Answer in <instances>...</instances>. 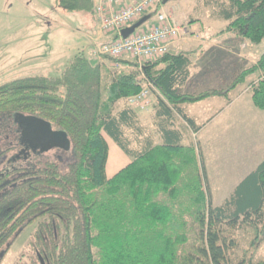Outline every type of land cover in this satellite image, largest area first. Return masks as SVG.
Wrapping results in <instances>:
<instances>
[{"label": "trees", "instance_id": "obj_1", "mask_svg": "<svg viewBox=\"0 0 264 264\" xmlns=\"http://www.w3.org/2000/svg\"><path fill=\"white\" fill-rule=\"evenodd\" d=\"M54 1L64 12L95 21L93 0ZM222 12L229 24L220 34L233 33L264 45V0H230ZM188 56L167 54L142 67L162 109L161 146H154L147 135L131 149L124 129L137 126L135 114L129 107L113 114L117 102L141 91L135 71L112 75L79 53L58 77H26L0 86L1 140L13 116L21 114L48 122L70 142L56 160L37 159L10 169L2 165L14 147L6 141L0 148V253L6 254L23 229L41 220L33 234L37 249L30 264H233V228L240 220L253 228L257 222L264 224V161L223 206L213 207L202 157L196 146L182 145L183 136L170 120L175 110L197 133L200 127L179 106L226 97L252 75L257 80L251 85V100L264 111V50L226 90L194 95L180 91L190 74ZM160 64L164 67L156 70ZM104 133L131 158L111 179L105 175ZM225 224L230 227L228 236L222 229Z\"/></svg>", "mask_w": 264, "mask_h": 264}, {"label": "rangeland", "instance_id": "obj_2", "mask_svg": "<svg viewBox=\"0 0 264 264\" xmlns=\"http://www.w3.org/2000/svg\"><path fill=\"white\" fill-rule=\"evenodd\" d=\"M229 4L230 0H173L167 7L171 8L183 27L196 24L201 29V25L205 24L209 25L210 34H220L219 32L229 24L222 17V11L228 9ZM91 23L87 15L64 12L57 7L54 0H0V86L26 77H58L64 69L63 66L85 45L84 34L91 27ZM149 24L151 21H147L141 27H148ZM185 33L187 28L181 36ZM230 41L233 50L223 54L222 63L227 70L234 67L239 68L236 70L238 72L251 67L264 50V45L256 46L244 39L232 38ZM101 58L112 60L104 56ZM111 66L112 75L131 71L122 70L116 65ZM256 80V75L250 76L237 90L243 92L240 97L241 110H244L242 119L217 121L213 124L212 130L205 127L198 138L190 131L184 143L196 146L199 157H202L206 174L204 186L209 192L213 207L223 206L230 199L236 186L253 166L254 158H251L252 152L255 151V147L251 146L255 137L253 134L260 136L264 133L262 116L264 112L255 108L251 101V85ZM124 107L128 106L125 104ZM136 125L134 129L124 131L131 149L137 148L147 135L152 138L153 144L158 142L157 130L152 120L145 123L142 128H139L137 121ZM20 135V130L13 121L8 132L2 136V140L0 138V148H5L6 141L9 146L14 147L7 153V161L3 163L2 168L10 169L33 164L37 159L56 160L61 154L60 151H63L57 148L50 149L35 158L32 153L27 155L21 151ZM103 136L111 146L114 145L105 133ZM162 198L166 199L165 196ZM39 221L41 220L20 232L8 252L2 256L0 264H30L31 257L37 249L33 234ZM229 228L228 224L223 226L225 236L230 233ZM233 229L235 245L230 250L233 264L242 260H251L253 264L264 263L262 221L257 222V228H253L241 223L240 220ZM189 238L193 244L195 242L193 232L189 233ZM93 251L96 257L97 249Z\"/></svg>", "mask_w": 264, "mask_h": 264}, {"label": "crops", "instance_id": "obj_3", "mask_svg": "<svg viewBox=\"0 0 264 264\" xmlns=\"http://www.w3.org/2000/svg\"><path fill=\"white\" fill-rule=\"evenodd\" d=\"M186 28L187 33L181 36L180 39L170 47L169 50V55H189L188 57L191 64L190 74L187 81L180 87L181 93L194 95L205 91L226 90L227 87L232 84L235 76L240 72V70L237 72L236 70L239 68L234 69L233 66V68H230L229 70L223 67V54L229 52V50H233V45L230 41L232 38H235L237 40H241L242 38L236 36L233 33L210 34L208 32L209 25L205 24L201 25V29L198 28L196 24H190L186 26ZM205 29L207 30L206 32ZM84 37L86 38V43L85 45H83L82 49L78 51L77 54L82 53L87 58H89L92 63L100 64L103 68H105V70L109 71L110 73L112 70L111 65H116L122 70L129 69L131 70L130 72L135 71L134 69L136 67V63L129 58L125 57L123 59L115 61L101 58L96 55V47L98 44L103 42V40L100 39V34L98 33L95 21L91 23V27L89 28L87 33L84 34ZM120 60L132 63V65H125L122 62H118ZM66 65H64L63 67L65 68ZM163 67L164 65L160 64L156 68V70H160ZM240 86L242 85L236 86L234 89L229 90L226 93V97H212L198 103L182 104L179 106L182 114L192 119L195 124L200 127V130L197 133H193L187 123L183 120L181 114L173 110L170 122L173 123L172 127L182 134L183 146H187L184 143L188 139V132L190 131L192 132L193 136L196 135L198 138L199 134L202 132V130H204L205 127L211 128L212 130L213 124L217 121L227 119L238 121L242 119L244 110H241L240 97L243 92L237 91ZM150 100L151 104L145 110L137 111L132 108L130 109L135 114L136 121L139 122V127H144V124L151 120L154 122V126L157 130L156 137H158V142L154 143V146H161L163 144L162 130L159 129L158 124L159 121H162L163 116L161 113L162 109L158 106V96L155 91L152 92ZM125 104V99L117 102L114 107L113 114L116 116L118 115V113L125 110L127 108L124 107ZM236 106H238V108ZM157 112L158 115L160 113V116L157 115ZM256 114L259 115L258 113ZM230 116L232 117L230 118ZM125 130L126 129H124V131ZM253 136L255 137L253 138V143L251 146L255 147V151L252 152L251 158H254V161L252 164L253 166H251L250 171L247 173V175L253 172L259 166V164L264 161V133L260 136L259 134H253ZM113 144L114 145L111 146L107 142L108 157L105 166V175L107 179H111L112 177H114L119 171L124 169L131 162V158L127 156L114 142Z\"/></svg>", "mask_w": 264, "mask_h": 264}, {"label": "built area", "instance_id": "obj_4", "mask_svg": "<svg viewBox=\"0 0 264 264\" xmlns=\"http://www.w3.org/2000/svg\"><path fill=\"white\" fill-rule=\"evenodd\" d=\"M164 0H93L94 17L100 39L96 47L99 57L112 60L129 58L136 63V82L141 91L125 99L129 108L142 111L151 104V94L155 91L142 67L155 63L169 54L170 47L180 39L186 30L175 18ZM149 16L151 24L140 27L128 38L121 37V31Z\"/></svg>", "mask_w": 264, "mask_h": 264}, {"label": "water", "instance_id": "obj_5", "mask_svg": "<svg viewBox=\"0 0 264 264\" xmlns=\"http://www.w3.org/2000/svg\"><path fill=\"white\" fill-rule=\"evenodd\" d=\"M169 1L173 0H164L163 4ZM149 18V16H145L131 27L123 29L121 31V37L123 39L128 38L131 34L134 33L136 29L146 23ZM13 121L20 130V143L23 146L26 145L29 140L39 141L41 144V146L38 147L41 148L39 152L40 154L43 153V151L47 152L50 149L57 148L68 150L70 148V142L67 135L63 132L53 130L48 122H45L33 116H24L21 114L14 115ZM4 254L5 251H2L0 253V260Z\"/></svg>", "mask_w": 264, "mask_h": 264}, {"label": "flooded vegetation", "instance_id": "obj_6", "mask_svg": "<svg viewBox=\"0 0 264 264\" xmlns=\"http://www.w3.org/2000/svg\"><path fill=\"white\" fill-rule=\"evenodd\" d=\"M19 144H20L21 151L24 152L25 154L30 155L32 153L33 156L35 157L40 156V153H39L40 151L38 147L41 146V144L39 141L29 140L28 143L24 146L21 143Z\"/></svg>", "mask_w": 264, "mask_h": 264}]
</instances>
